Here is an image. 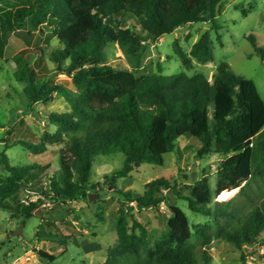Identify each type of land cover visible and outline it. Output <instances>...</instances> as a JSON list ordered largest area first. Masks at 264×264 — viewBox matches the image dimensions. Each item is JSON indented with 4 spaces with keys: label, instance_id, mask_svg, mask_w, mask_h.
Returning <instances> with one entry per match:
<instances>
[{
    "label": "trees",
    "instance_id": "obj_1",
    "mask_svg": "<svg viewBox=\"0 0 264 264\" xmlns=\"http://www.w3.org/2000/svg\"><path fill=\"white\" fill-rule=\"evenodd\" d=\"M7 1L0 0V63L10 35L20 32L25 22L27 36L55 25L57 48L51 61L73 89L43 79L28 62H20L21 68L12 74L16 84L24 85L21 96L27 107L47 105L58 97L69 111L47 113L46 120L56 129L43 133L37 144L23 140L7 144L0 139L5 149L19 145L33 156L64 145L58 155L60 182L51 178L48 188H35V193L34 173L48 166H12L5 152L0 154V210L25 221L39 215L46 202L54 206L86 202L98 185L90 181L95 158L121 153L122 168L104 177L116 193L115 180L127 178L143 164L162 165L163 156L174 152L177 140L186 137L198 142L197 159L225 157L218 163L214 187L203 177L182 190L174 180L161 177L146 183L142 194L122 193L120 206L134 203L143 211L164 205L161 232L153 236L131 212L118 207L116 244L107 249L103 264H210L211 245L217 240L241 252L240 264H246V256L264 251V104L254 83L236 75L226 62L217 65L210 80L198 73L137 77L106 62L109 44L138 61L145 41L156 42L187 24H214L228 0H17L23 6L5 10L1 5ZM127 14L135 18L140 31L122 27ZM246 39L264 60L256 40L251 35ZM172 47L186 71L194 62L206 64L212 59L209 31L188 53L175 42ZM258 138H262V167L252 163ZM233 190L238 191L230 200L216 202L219 195ZM21 194L29 198L23 201ZM177 200L209 221L194 227L197 243H191V226L173 204ZM45 226L55 230V223ZM37 256L49 264L57 258L41 250Z\"/></svg>",
    "mask_w": 264,
    "mask_h": 264
},
{
    "label": "rangeland",
    "instance_id": "obj_2",
    "mask_svg": "<svg viewBox=\"0 0 264 264\" xmlns=\"http://www.w3.org/2000/svg\"><path fill=\"white\" fill-rule=\"evenodd\" d=\"M23 4L21 1L8 0L1 7L5 10H15ZM121 25L140 31L135 18L130 14L122 18ZM27 31L28 24L25 22L20 32L10 35L4 58L0 63V139L5 140L7 144L17 140L37 144L43 133H53L56 129L46 120L47 113L69 111L65 101L58 97L47 105L35 104L27 107L21 96L24 85L16 84L12 80V74L21 68L20 62L30 63L43 79L62 84L68 90L73 89L70 80L59 74L56 65L51 61V55L57 48L56 26H42L32 36H27ZM206 31L210 33L211 61L206 64L194 62L192 70H184L174 54L173 43H177L183 52L188 53L191 45ZM250 35L264 52V0H228L214 24H187L156 42L145 41L144 51L138 61L117 45L109 44L105 49L106 62L126 69L137 77L145 74L170 76L178 73L192 76L198 73L209 80L217 65L226 62L236 75L254 83L264 104V60L254 53L247 41L246 37ZM66 66V63L62 65L63 68ZM261 139L254 140L252 163L257 167H262ZM198 147V142L193 139L179 138L177 149L163 156L162 165L143 164L127 178L115 180L113 187L116 193L111 192L112 188L104 181V177L122 168L124 156L121 153L100 156L95 158L91 171V184H98L91 193V201L87 198L86 202L60 203L55 206L52 204L51 208L40 206V214L25 221L18 217L12 218L6 211L0 210V264H49L39 260L38 250L56 256L52 264H102L107 249L116 244L114 218L118 207L131 212L153 236L158 237L161 232L162 213L158 209L138 211L135 205L120 206L119 203L123 202L121 194H142L146 183L161 177L174 180L182 190L185 185L194 184L206 177L213 188L217 179L218 163L225 157L214 154L201 160L197 159ZM62 148L63 144L53 145L48 147L42 156H33L19 145L5 149L0 143V154L5 152L12 166L31 163L48 166L45 171L34 173L33 180L37 181H34L31 189L35 193V188H48L51 178L57 183L60 182L58 155ZM101 167L110 171L99 175ZM1 174L3 169L0 165ZM27 196L21 194L20 198L25 201L29 198ZM216 202L219 201L216 199ZM173 204L186 215L191 226V243H197L194 227L209 221L192 213L185 201L177 200ZM47 222L55 223V230H48L45 226ZM18 229L21 236L14 235ZM240 254L241 252L232 245L217 240L211 245L210 264H240ZM263 254L264 251H261L258 256L255 255L252 264H264V256L261 257ZM25 258L29 260L26 262Z\"/></svg>",
    "mask_w": 264,
    "mask_h": 264
},
{
    "label": "built area",
    "instance_id": "obj_3",
    "mask_svg": "<svg viewBox=\"0 0 264 264\" xmlns=\"http://www.w3.org/2000/svg\"><path fill=\"white\" fill-rule=\"evenodd\" d=\"M52 204L51 203H49V202H46V203H44V204H42L41 206L42 207H46V206H48V207H52L51 206ZM129 205H134V203H129ZM158 210L161 212V213H164V211H165V207H164V205H160L159 207H158ZM26 262L29 260L28 258H25L24 259ZM253 257L252 256H246V264H252V262H253Z\"/></svg>",
    "mask_w": 264,
    "mask_h": 264
},
{
    "label": "bare ground",
    "instance_id": "obj_4",
    "mask_svg": "<svg viewBox=\"0 0 264 264\" xmlns=\"http://www.w3.org/2000/svg\"><path fill=\"white\" fill-rule=\"evenodd\" d=\"M234 192H235V190L230 191V192H226L225 194L219 195L216 199L219 202H225L234 194Z\"/></svg>",
    "mask_w": 264,
    "mask_h": 264
},
{
    "label": "crops",
    "instance_id": "obj_5",
    "mask_svg": "<svg viewBox=\"0 0 264 264\" xmlns=\"http://www.w3.org/2000/svg\"><path fill=\"white\" fill-rule=\"evenodd\" d=\"M221 161V160H220ZM110 171V169H107V168H105V167H101V169H100V171H98V174L99 175H105V174H107L108 172ZM238 191V190H237ZM237 193V192H236ZM73 203H77V202H73ZM104 263V262H103ZM102 263V264H103Z\"/></svg>",
    "mask_w": 264,
    "mask_h": 264
},
{
    "label": "water",
    "instance_id": "obj_6",
    "mask_svg": "<svg viewBox=\"0 0 264 264\" xmlns=\"http://www.w3.org/2000/svg\"><path fill=\"white\" fill-rule=\"evenodd\" d=\"M236 192H237V190H235L234 193H236ZM91 197H92V194H89L88 195V201H91ZM14 235L15 236H21L20 230L18 229Z\"/></svg>",
    "mask_w": 264,
    "mask_h": 264
}]
</instances>
